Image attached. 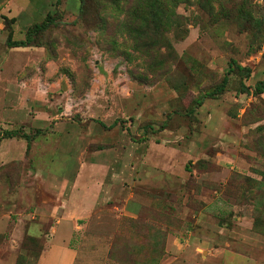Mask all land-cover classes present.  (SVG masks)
Listing matches in <instances>:
<instances>
[{"label":"rangeland","instance_id":"rangeland-1","mask_svg":"<svg viewBox=\"0 0 264 264\" xmlns=\"http://www.w3.org/2000/svg\"><path fill=\"white\" fill-rule=\"evenodd\" d=\"M174 1L0 0V131L42 132L0 163V221L48 234L99 192L75 264H264V0ZM3 230L0 264H35Z\"/></svg>","mask_w":264,"mask_h":264},{"label":"crops","instance_id":"crops-1","mask_svg":"<svg viewBox=\"0 0 264 264\" xmlns=\"http://www.w3.org/2000/svg\"><path fill=\"white\" fill-rule=\"evenodd\" d=\"M5 141L6 143L0 145V163L5 158L9 161L25 157L28 151L26 146L28 143L15 139H7ZM54 188L56 187L54 186ZM53 190L54 192H52L58 196V191ZM99 195V192H91V198L87 204L85 198L79 197L77 187L74 186L68 200L61 205L60 209L56 207L54 211H49V214H45L44 211L42 212L44 214L43 217L51 223L48 234L40 233L33 229V227L25 229L24 221L29 215L23 214H20L16 221H11L10 223V219L4 222L0 221V232H3V229L8 231L7 238L4 241L8 248L16 253L21 252L19 245L27 233L31 238L40 239L44 243V246L35 258V264H75L76 252L71 248L73 235L78 230V221L81 218L88 217L94 210ZM41 211L42 209L38 208V212ZM43 217L42 219H44Z\"/></svg>","mask_w":264,"mask_h":264},{"label":"trees","instance_id":"trees-1","mask_svg":"<svg viewBox=\"0 0 264 264\" xmlns=\"http://www.w3.org/2000/svg\"><path fill=\"white\" fill-rule=\"evenodd\" d=\"M157 4V8H164L165 3L163 2V0H154ZM172 2H176L174 0H171ZM207 1V0H204ZM54 23V19L51 17H47L44 21H42L39 24H36L31 30H29L26 34V38L24 41H18V42H13V41H9L8 45L11 48H23V47H27L29 46V44L31 43V35L34 33H39V32H43L45 31L49 26H51ZM230 64H233V62H231ZM231 67V66H230ZM249 72V71H248ZM225 86H226V78L223 79L222 84L217 87L216 89H214L212 92L206 94L204 97H202L201 99H199L197 101V106H201L202 102H203V98H211L212 96L218 95L222 92H224L225 90ZM243 90H245L247 92V94H249V90L247 87H245L244 85H242ZM264 93V81L257 83L254 86V91L251 93L253 96L258 95V94H262ZM117 121L114 122L111 126H109L108 128H113L117 125ZM102 126H104L102 123H100ZM166 128V123H163V125L161 126V129H165ZM41 132L40 129L37 130V132L33 135V136H28L25 133L22 132H18V131H0V142L4 139H21L24 140L26 143H30L31 141H33Z\"/></svg>","mask_w":264,"mask_h":264}]
</instances>
